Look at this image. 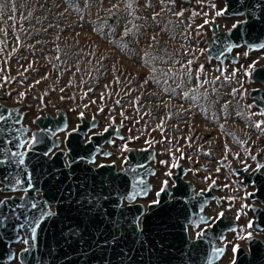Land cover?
Wrapping results in <instances>:
<instances>
[{"label":"water","instance_id":"water-1","mask_svg":"<svg viewBox=\"0 0 264 264\" xmlns=\"http://www.w3.org/2000/svg\"><path fill=\"white\" fill-rule=\"evenodd\" d=\"M170 1L186 13L197 5L196 0ZM210 1L223 12L218 18L228 22L220 27L208 19L207 28L196 32L198 66L212 63L225 71L243 63L237 51L248 58L264 50L259 47L264 45V0ZM245 80L242 97L264 127V62L251 64ZM9 93L1 79L0 264H230L233 259L264 264V161L258 153L247 150L252 164L228 165L235 182L248 188L244 211L256 233L234 245V254L230 235L239 231L241 216L221 209L228 199L218 177L197 185L179 154L171 175L157 183L155 140L128 145L119 160L112 159L117 141L130 142L123 131L128 117L102 125L100 110L90 109L72 122L62 96L50 100L51 111L29 116L26 98L7 103ZM14 152L23 154V165ZM141 190L146 195L128 199ZM214 206L219 210L211 213ZM42 211L52 215L40 218ZM215 248L224 252L214 256Z\"/></svg>","mask_w":264,"mask_h":264},{"label":"rangeland","instance_id":"rangeland-1","mask_svg":"<svg viewBox=\"0 0 264 264\" xmlns=\"http://www.w3.org/2000/svg\"><path fill=\"white\" fill-rule=\"evenodd\" d=\"M196 2L186 13L170 0H0V80L10 86L5 102L25 97L29 116L62 96L72 122L90 109L100 110L102 125L128 117L130 142L117 141L112 159L155 140L157 183L179 154L197 185L218 177L228 199L221 209L241 216L232 247L255 233L244 211L248 188L228 165L252 164L247 150L264 161V127L242 97L247 69L264 62V50L248 58L237 51L243 63L225 71L198 66L196 32L220 19L216 2Z\"/></svg>","mask_w":264,"mask_h":264},{"label":"snow or ice","instance_id":"snow-or-ice-1","mask_svg":"<svg viewBox=\"0 0 264 264\" xmlns=\"http://www.w3.org/2000/svg\"><path fill=\"white\" fill-rule=\"evenodd\" d=\"M254 6H256V7H258L259 6V4H257V5H254ZM223 14V12L222 11H218L217 13H216V15L217 16H220V15H222ZM205 23H208V21H205ZM236 27V25L234 24L233 25V28H235ZM259 47H264V45H260ZM229 50H230V47H229ZM81 115H83V114H81ZM5 119V117L3 116V115H0V120H4ZM105 131H107V129H105ZM11 155L13 156V157H16V156H21V158L18 160V161H16V163L18 164V165H23L24 164V159L22 158V156H23V154H20V153H11ZM0 163H3V161H0ZM163 163V162H162ZM173 167H175V165H173ZM167 175H171V173L169 172V173H167ZM16 183L17 184H19V183H21V181L19 180V179H17L16 180ZM167 181H164L163 182V184H164V187H162L161 189H160V192H163L164 190H165V188H166V186H167ZM29 187H31V184L29 183ZM25 191H27V189H25ZM160 192H157V196H159L160 195ZM140 194H144V195H146V190H141L139 193H133L131 196H129L128 197V199H135V197H136V195H140ZM159 201H154V203H158ZM3 203V201H0V204H2ZM31 207L32 208H36L37 207V205L35 204V203H33L32 205H31ZM50 215H52V213L51 212H46V211H42L41 213H40V218H43V217H45V216H50ZM219 216H223V213H220L219 214ZM37 225H38V223H39V221L37 220ZM249 226H251V225H249ZM35 227H33L32 228V232H33V238H34V234H35ZM198 236L200 235V233H198L197 234ZM250 238V237H249ZM25 243H27V241H24ZM232 251H233V253L235 254L237 251H238V246H234L233 247V249H232ZM224 252V249L223 248H215L214 250H213V255L214 256H219V255H221L222 253ZM230 264H235V259H233V260H231L230 261Z\"/></svg>","mask_w":264,"mask_h":264},{"label":"built area","instance_id":"built-area-1","mask_svg":"<svg viewBox=\"0 0 264 264\" xmlns=\"http://www.w3.org/2000/svg\"><path fill=\"white\" fill-rule=\"evenodd\" d=\"M217 21H218L220 27L225 26L227 24V22H228V21H226L224 19H220V20H217Z\"/></svg>","mask_w":264,"mask_h":264}]
</instances>
